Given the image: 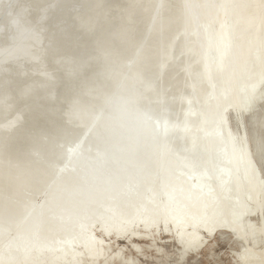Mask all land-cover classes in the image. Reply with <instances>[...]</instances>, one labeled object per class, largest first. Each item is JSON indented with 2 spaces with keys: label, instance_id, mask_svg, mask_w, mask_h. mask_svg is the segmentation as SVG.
Masks as SVG:
<instances>
[{
  "label": "bare ground",
  "instance_id": "6f19581e",
  "mask_svg": "<svg viewBox=\"0 0 264 264\" xmlns=\"http://www.w3.org/2000/svg\"><path fill=\"white\" fill-rule=\"evenodd\" d=\"M225 250L264 264V0H0V264Z\"/></svg>",
  "mask_w": 264,
  "mask_h": 264
},
{
  "label": "rangeland",
  "instance_id": "374dc122",
  "mask_svg": "<svg viewBox=\"0 0 264 264\" xmlns=\"http://www.w3.org/2000/svg\"><path fill=\"white\" fill-rule=\"evenodd\" d=\"M215 244H216L217 246H216V245H213V249L216 250V251L223 247V244L220 243L219 241H217ZM214 246H215V247H214ZM225 252H226V253H225ZM225 252H224V254H221V255H220L221 258H219V259H220V260H225V261H226L225 263H222V264H229L228 261L226 260L227 251L225 250ZM222 256H223V257H222ZM222 258H223V259H222ZM201 259L204 260V256H202ZM220 260H219V261H220Z\"/></svg>",
  "mask_w": 264,
  "mask_h": 264
}]
</instances>
